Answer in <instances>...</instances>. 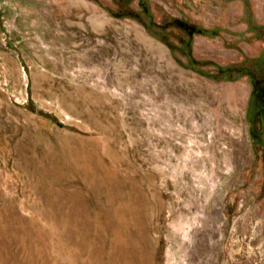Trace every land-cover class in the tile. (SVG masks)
Returning <instances> with one entry per match:
<instances>
[{
  "label": "rangeland",
  "instance_id": "1",
  "mask_svg": "<svg viewBox=\"0 0 264 264\" xmlns=\"http://www.w3.org/2000/svg\"><path fill=\"white\" fill-rule=\"evenodd\" d=\"M0 264H264V0H0Z\"/></svg>",
  "mask_w": 264,
  "mask_h": 264
}]
</instances>
